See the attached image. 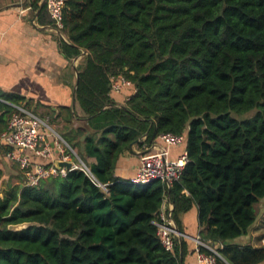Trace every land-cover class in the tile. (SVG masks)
Returning a JSON list of instances; mask_svg holds the SVG:
<instances>
[{
	"label": "trees",
	"instance_id": "16d2710c",
	"mask_svg": "<svg viewBox=\"0 0 264 264\" xmlns=\"http://www.w3.org/2000/svg\"><path fill=\"white\" fill-rule=\"evenodd\" d=\"M30 4L54 26L45 5ZM59 31L65 57H79L82 114L61 106L48 118L96 182L71 169L0 188V264H182L186 240L175 236L170 250L157 234L165 197L181 232V215L197 208L216 264H263L264 244L234 239L264 197V0H65ZM121 79L128 95L118 102ZM0 97L1 134L13 104L30 102ZM166 132L185 135L188 157L169 186L115 174L133 141L145 149Z\"/></svg>",
	"mask_w": 264,
	"mask_h": 264
},
{
	"label": "crops",
	"instance_id": "0c3cea01",
	"mask_svg": "<svg viewBox=\"0 0 264 264\" xmlns=\"http://www.w3.org/2000/svg\"><path fill=\"white\" fill-rule=\"evenodd\" d=\"M59 36L61 35L53 27L38 23L37 10L29 2L0 0V93L24 97L30 102V110L36 113L35 110L44 109L43 113L47 117L51 111L56 115L61 106H69L72 111L76 110L81 115L79 105L73 100L76 81L74 66L77 67L79 59L69 60L65 57L59 46ZM122 87L124 90L121 92ZM127 87L128 84H125L116 90L114 96L117 101L127 98ZM0 100L8 102L1 97ZM75 123L78 124V121L75 120ZM57 126H61V123L57 122ZM159 143L160 140L154 144ZM4 146L0 142V188L5 190L8 184L22 185V173L18 164L4 153ZM134 149L141 150L137 145ZM184 149V142L172 145L169 147L168 157L176 159ZM52 150L50 157L43 158L31 153L30 159L33 162L55 161L56 148L53 147ZM139 164L140 154H133L128 150L118 158L115 174L123 179H130L135 175ZM259 205L255 222L234 242L253 246L264 244V197ZM181 220L184 231L181 238L187 243L185 253L180 251V260L182 264H196L197 208L193 206L184 212Z\"/></svg>",
	"mask_w": 264,
	"mask_h": 264
},
{
	"label": "built area",
	"instance_id": "2783aa9c",
	"mask_svg": "<svg viewBox=\"0 0 264 264\" xmlns=\"http://www.w3.org/2000/svg\"><path fill=\"white\" fill-rule=\"evenodd\" d=\"M28 2V0H19ZM40 5H45L54 27L60 29L62 26V8L65 0H37ZM129 81L121 79L120 83H113V89L119 90L122 85ZM14 110L10 113L7 126L0 134V142L8 149L6 156L15 161L22 173V185H36L42 178L55 175H65L71 169L84 171L94 182L96 179L89 165L77 154V151L59 134L48 121L33 112L23 104H13ZM184 134H173L171 132L161 133L158 137L161 143L145 147L147 150L140 155V164L133 177L129 180L134 184H144L154 179H159L167 186L176 180L188 161L186 149L176 158L168 157L169 147L184 142ZM53 147L56 148V159L70 161L69 167L56 166L52 162H33L30 154L43 158L52 155ZM150 148V149H149ZM103 186L102 184L98 183ZM172 204L165 197L159 211L157 234L166 249H172L174 238L181 237L183 233L177 230L172 218ZM196 264H216L215 256L218 255L217 248L205 243L199 237L195 238ZM202 245L209 251L199 248Z\"/></svg>",
	"mask_w": 264,
	"mask_h": 264
},
{
	"label": "water",
	"instance_id": "95a60500",
	"mask_svg": "<svg viewBox=\"0 0 264 264\" xmlns=\"http://www.w3.org/2000/svg\"><path fill=\"white\" fill-rule=\"evenodd\" d=\"M53 27L60 35L63 39H66V37L59 31V29H56L54 26H51ZM75 60L79 59V57H75L74 58ZM74 69L76 71V81H75V87H76V84H77V81H78V70H77V67L74 66ZM74 87V89H75ZM73 100H75V93H73ZM142 139V137H139L137 138L135 141H133L129 146H128V149L130 152H132L133 154H144L147 150H136L134 149L135 145L137 142H139L140 140ZM55 165L56 166H66V167H69L71 162L70 161H64V160H59V159H56L54 161ZM19 226L18 225H9V228H12V229H17ZM177 227V226H176ZM177 230L181 233V231L177 228ZM181 238V237H179ZM212 246H214V243H211Z\"/></svg>",
	"mask_w": 264,
	"mask_h": 264
},
{
	"label": "rangeland",
	"instance_id": "374dc122",
	"mask_svg": "<svg viewBox=\"0 0 264 264\" xmlns=\"http://www.w3.org/2000/svg\"><path fill=\"white\" fill-rule=\"evenodd\" d=\"M32 0H28V2L30 3ZM36 113L41 116L42 118H44L46 121H48V123L50 124L51 127H53L54 130L58 129L60 126H57L56 122H50L49 118L47 117V115L45 113H43L45 110L44 109H38L35 110ZM15 180V179H14ZM20 180L23 181V176L20 177ZM260 207L259 203L257 204V211L258 208Z\"/></svg>",
	"mask_w": 264,
	"mask_h": 264
}]
</instances>
